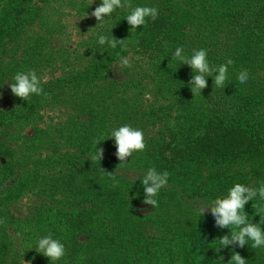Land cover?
<instances>
[{
    "label": "rangeland",
    "instance_id": "obj_1",
    "mask_svg": "<svg viewBox=\"0 0 264 264\" xmlns=\"http://www.w3.org/2000/svg\"><path fill=\"white\" fill-rule=\"evenodd\" d=\"M142 1L129 0L132 7L164 1L179 11L186 9L189 17L182 14L175 31L198 32L200 37L180 41L170 36L162 40V49L144 57L135 46L141 26L131 31L126 20L131 9L118 8L99 24L91 12L102 0H24L20 21L3 31L0 113L10 119L0 120V264H51L35 248L48 234L65 246L64 257L54 264H183L189 235L204 221L215 220L210 209L202 215L198 209L227 195L235 183L258 187L264 181V155L186 162L160 170L154 148L164 130L206 116L207 107L217 105L215 98L228 118L254 121L264 129V90H258L259 83L241 89L227 86L238 82L230 77L217 92L210 89L208 94L206 87L195 95L189 85L191 67L172 58L179 46L191 56L205 44L212 68L229 57L233 63L228 71L246 61L244 46L239 45L246 39L242 30L216 45L202 34L199 23L226 10L224 5L204 8L206 3H196V9L185 0ZM263 2L234 0L236 8L228 15L249 13ZM100 34L124 39V44L102 47ZM121 56L130 60V67L119 69ZM29 70L41 78L47 95L36 119L24 124L12 112L21 98L8 85L17 72ZM211 77L207 79L213 84ZM247 92L253 93L248 104ZM125 124L143 130L146 148L122 163L110 132ZM98 147L104 150L103 159L92 161ZM152 167L169 173L168 185L155 197L157 207L143 203L142 179ZM104 170L115 173V180ZM245 209L249 220L259 223L255 211L264 209V202L257 197ZM56 213L63 222L70 220L61 231L50 230ZM22 233L27 234L25 240ZM226 234L229 229L216 226L207 237L205 264H228L233 251L246 264H264V247L252 249L251 241L218 252V238Z\"/></svg>",
    "mask_w": 264,
    "mask_h": 264
},
{
    "label": "trees",
    "instance_id": "obj_2",
    "mask_svg": "<svg viewBox=\"0 0 264 264\" xmlns=\"http://www.w3.org/2000/svg\"><path fill=\"white\" fill-rule=\"evenodd\" d=\"M137 1L140 3V0ZM23 2L24 0H0V37L4 30L14 29V26L20 21V8ZM184 2H188L190 7L196 9V3H206L204 8H208L210 5L226 7V10L221 11L220 14L209 15L203 23H199L202 25V34L208 37L209 44L216 45L223 37H236L239 30H242L246 39H243L239 45L243 44L244 46L246 61L237 68L229 69L228 79L230 77L237 78L238 73L244 69L248 70L249 79L245 84L239 82L225 84L227 86L233 84V87L241 89L240 86L252 84L256 86L255 84L259 83L258 90H264V2L258 4L255 10H250L249 13L240 12L234 18H230L228 15L232 8H236L234 0H185ZM148 6L156 7L159 10V15L155 21L147 18L145 25L141 26V31L136 35V51L144 57L154 54L153 51L162 49V40L170 36L180 41H183L185 36L200 37L198 32L189 34L183 29L175 31L181 21V16L182 18L184 16L182 14H187L186 9L179 11L171 2L164 1H160L157 5L148 4ZM202 48L207 50L205 44L202 45ZM70 80L73 81L74 77L72 76ZM207 81L209 84L205 91L208 93L211 89L217 92L211 80L208 78ZM245 95L248 98L244 103L248 104L253 93L247 92ZM43 96L33 94L28 101L19 99L17 108L12 111L17 117L15 120H22L24 124L34 121L36 119L35 112ZM211 96L213 97V93ZM239 97L242 99L241 96ZM231 99L237 107L241 105L235 95H232ZM214 102L217 105L207 107L206 116L192 120L186 127L181 125L164 130L161 139L154 148L161 171L186 162L200 163L208 159H238L264 155V129L254 121L241 122L228 118L226 112L221 108V102L217 98L214 99ZM18 109L19 112H17ZM5 119L10 118L0 113V120ZM35 169L38 170L34 167L33 172ZM69 222L70 220L63 222L56 213L55 219L49 221L50 230L61 231L67 227ZM45 227L47 228V223ZM215 227V220L204 221L197 226L193 234L189 235L182 252L183 264H205L208 251V249L205 251L206 240ZM20 236L25 240L27 234L22 233Z\"/></svg>",
    "mask_w": 264,
    "mask_h": 264
},
{
    "label": "clouds",
    "instance_id": "obj_3",
    "mask_svg": "<svg viewBox=\"0 0 264 264\" xmlns=\"http://www.w3.org/2000/svg\"><path fill=\"white\" fill-rule=\"evenodd\" d=\"M128 7L131 9L127 15V22L131 27V31L145 25L147 18L155 21L158 18L159 10L152 6H136L132 7L129 0H102V3L97 6L91 15L94 16L99 24L110 16L118 8ZM100 46L108 48H116L117 44H124V39H117L114 36L100 34L97 37ZM206 49H193L191 56L184 55V48L179 46L175 49L172 58L181 61L191 67L193 75L189 81L191 91L196 95L198 92L207 87V77L212 76L213 85L218 88H223L228 79V65L233 61L229 57L225 63L218 65L215 68L210 66L207 59ZM119 69L121 67H130L131 63L127 57L119 58ZM116 64V65H117ZM115 65V66H116ZM213 73L215 75L213 76ZM218 73V74H217ZM249 79V72L244 69L238 73L237 80L240 84H245ZM12 83L8 86L11 92L23 100H27L33 94L47 95L41 87V78L35 70L28 72H17L12 78ZM46 82V81H45ZM111 138H114L116 144V156L123 163L128 157H131L133 152L143 151L146 148L144 132L142 129L134 128L131 125H122L118 128H113L110 132ZM100 144V143H99ZM104 150L98 147L95 155L90 156L92 161L97 159L102 160ZM105 171V170H104ZM106 172V171H105ZM108 176L115 180V173L106 172ZM169 173L167 171L158 172L156 168H149L142 179L146 205L154 207L158 206V200L155 197L161 189L168 185ZM259 197L260 202H264V181L258 187L246 186L242 183H235L234 186L228 189L227 195L217 197L208 207H200L198 209L200 215L210 209L215 217V226L222 229H229L230 234H226L218 238L220 247L216 249L218 252L222 248L231 246H239L243 248L251 241V248L257 249L264 247V215L261 212L264 209H258L256 214L260 216L259 223H253L248 218V213L244 211L245 206L249 201H253ZM257 208V205H253ZM0 223H4L0 220ZM36 251L50 259L51 264L61 260L65 255V246L58 239H54L52 234L40 237L35 245ZM220 257V261H223ZM228 264H246V259L239 252L233 251Z\"/></svg>",
    "mask_w": 264,
    "mask_h": 264
}]
</instances>
